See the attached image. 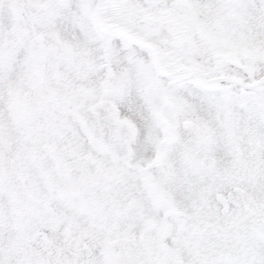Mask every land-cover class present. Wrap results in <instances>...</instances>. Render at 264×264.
<instances>
[{"label":"snow or ice","instance_id":"6c2138e0","mask_svg":"<svg viewBox=\"0 0 264 264\" xmlns=\"http://www.w3.org/2000/svg\"><path fill=\"white\" fill-rule=\"evenodd\" d=\"M0 264H264V0H0Z\"/></svg>","mask_w":264,"mask_h":264}]
</instances>
